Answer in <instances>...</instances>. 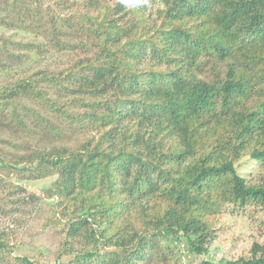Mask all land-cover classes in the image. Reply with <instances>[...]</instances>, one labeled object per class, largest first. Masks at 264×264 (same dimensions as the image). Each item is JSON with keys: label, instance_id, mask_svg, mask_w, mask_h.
Returning a JSON list of instances; mask_svg holds the SVG:
<instances>
[{"label": "trees", "instance_id": "16d2710c", "mask_svg": "<svg viewBox=\"0 0 264 264\" xmlns=\"http://www.w3.org/2000/svg\"><path fill=\"white\" fill-rule=\"evenodd\" d=\"M161 1L152 10L151 0H74L63 14V0L12 1V26L47 36L24 46L68 57L60 70L0 83V128L34 133L42 111L23 100L43 99L83 137L46 150L0 147V212L48 201L44 225L62 231L46 264H143L157 238L185 237L190 252L209 255L229 205L264 212V0ZM0 51L1 70L22 65L20 51ZM243 159L260 167L257 179L239 172ZM16 176L56 177L45 197H22ZM9 237L0 231V259L40 264ZM201 264H264V242Z\"/></svg>", "mask_w": 264, "mask_h": 264}, {"label": "rangeland", "instance_id": "374dc122", "mask_svg": "<svg viewBox=\"0 0 264 264\" xmlns=\"http://www.w3.org/2000/svg\"><path fill=\"white\" fill-rule=\"evenodd\" d=\"M12 1L0 0V50L8 48L16 52L20 51L24 59L20 61L22 63H18L22 65L9 69V71L1 70L0 64V83L5 78H8L12 74L16 75L20 71L32 73L38 70L57 71L65 68V61L68 57L65 53L51 50L46 54H39L24 46L25 43L33 41L34 43L47 44V38H45L47 36L44 34V29L40 30L38 27H31L30 23L29 27L20 24L12 26L9 21L13 20L14 16L9 11L11 4L18 3ZM72 1L74 0H63L65 8L59 9L58 13H66L69 10L70 3H73ZM77 1L81 2L82 0ZM23 3L30 2L24 1ZM151 3H153L152 10H156V7L162 5L161 0H151ZM31 7L34 6L31 4ZM2 19L9 23H4ZM19 42L23 44L21 47H17ZM23 101L42 111L37 122L38 127L34 133L31 130H27L18 134H13L8 129L0 128V136L8 139L11 137L15 144H18L20 147L15 149L12 144L0 140V147L2 149H12L21 153L31 149L46 150L53 146H73L82 140L83 137L75 133L70 134L66 131L70 121L64 117L56 116L52 107L46 104L45 100L40 99L39 102H36L38 99L25 98ZM29 116V124L33 127L36 114L31 113ZM51 130L54 133H51ZM258 168L260 169L257 164H253L245 159L238 165L239 172L251 181L258 178ZM4 175L5 173L0 172V177L3 178ZM16 177L14 178V183L27 188L26 191L20 193V196L29 197L31 194H37L40 197H45L46 189L53 184L54 177L56 176L33 180H20ZM8 187L11 189V186ZM47 203L49 202L47 201ZM47 203L44 201H39L37 204L26 203L25 205H20L19 210L15 212H0V231L8 233L10 235L9 240L16 243L15 252L17 254L32 256L40 264L54 262L62 250L60 245L62 231L60 228L52 225L46 227L44 225L46 216L49 215L50 211V206ZM251 210L233 209L229 205L223 214L221 222L217 225L216 238L210 243L211 252L209 255L190 252L187 248L185 237L180 241V244L174 243L173 245L167 239L157 238L154 248L151 247V244L149 246V257L151 258L143 261V264H201L202 260L207 258L214 261H227L237 259L242 255L249 256L255 241L264 242V212L261 209H256L255 212ZM165 247L169 251H172L168 254V258L158 251H163L162 249ZM64 259H72V256L65 255ZM0 264L18 263L12 262V258L10 257L7 259L1 258Z\"/></svg>", "mask_w": 264, "mask_h": 264}]
</instances>
